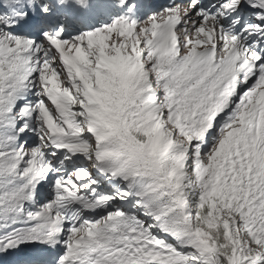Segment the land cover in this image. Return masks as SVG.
<instances>
[{"label":"snow or ice","instance_id":"6c2138e0","mask_svg":"<svg viewBox=\"0 0 264 264\" xmlns=\"http://www.w3.org/2000/svg\"><path fill=\"white\" fill-rule=\"evenodd\" d=\"M0 264H264V0H0Z\"/></svg>","mask_w":264,"mask_h":264}]
</instances>
